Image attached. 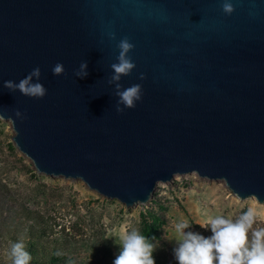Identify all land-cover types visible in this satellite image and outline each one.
<instances>
[{"label":"water","instance_id":"1","mask_svg":"<svg viewBox=\"0 0 264 264\" xmlns=\"http://www.w3.org/2000/svg\"><path fill=\"white\" fill-rule=\"evenodd\" d=\"M36 67L42 99L5 87ZM0 118L37 171L127 207L190 173L264 203V0H0Z\"/></svg>","mask_w":264,"mask_h":264},{"label":"rangeland","instance_id":"2","mask_svg":"<svg viewBox=\"0 0 264 264\" xmlns=\"http://www.w3.org/2000/svg\"><path fill=\"white\" fill-rule=\"evenodd\" d=\"M13 135L11 122L0 118V254L7 262L11 261L13 236L27 241L28 210L43 215L61 242L73 238L68 246H61L70 264H113L123 234L132 228L140 230L142 213L161 212L160 205L167 207L164 237L172 256L178 240L175 225L180 221L210 235L198 224H206L217 214L235 219L251 208L258 216L254 227L264 226V203L254 196L239 198L226 189L223 180L201 178L196 173L176 175L171 182L158 183L153 194L157 202L127 207L90 189L81 179L49 177L37 171L29 157L20 154ZM101 242L110 246L109 251Z\"/></svg>","mask_w":264,"mask_h":264},{"label":"clouds","instance_id":"3","mask_svg":"<svg viewBox=\"0 0 264 264\" xmlns=\"http://www.w3.org/2000/svg\"><path fill=\"white\" fill-rule=\"evenodd\" d=\"M223 9L227 14L234 10L233 5L228 2H225ZM119 47V62L112 65L114 80H119L121 74L126 75L135 67L127 56L133 45L125 39L120 42ZM86 68V63L81 64L82 70ZM52 72L54 75H61L64 72L63 64L57 63ZM40 74V68L36 67L19 83L6 81L5 87L18 89L31 98L42 99L47 94V89L39 82H32L33 77L39 80ZM77 75H87V72L82 71ZM118 96L119 103L125 108H134L142 97L141 86L129 87L118 92ZM117 111L122 113L123 109L118 108ZM16 116L21 117V113L17 111ZM257 224V213L251 208L235 219L217 214L209 217L206 224H198L210 231V235L191 230L192 223L180 221L175 225L178 240L173 248L174 260L177 264H264V226L254 227ZM154 239L155 237L145 236L137 228L125 232L113 264H156L153 256L156 250V245L152 242ZM9 256L11 264H30L32 260L23 240L12 243Z\"/></svg>","mask_w":264,"mask_h":264},{"label":"trees","instance_id":"4","mask_svg":"<svg viewBox=\"0 0 264 264\" xmlns=\"http://www.w3.org/2000/svg\"><path fill=\"white\" fill-rule=\"evenodd\" d=\"M151 201L155 203L157 199H151ZM160 208L163 211L156 212L152 209L142 213L140 231L145 236L155 237L152 242L156 245V250L153 253L156 264H177L172 256V249L168 246L164 237V226L167 223L164 211L167 210V207L160 205ZM26 219L31 222L24 231V237L27 239L25 243L26 250L32 256L30 264H70V258L61 246L63 244L68 246L73 238L71 237L70 240L64 239V242H61L55 236L53 229L46 222L43 215L36 211L28 210ZM13 239L11 245L21 238L13 236ZM99 244L104 245L105 251H109L110 246L104 244V242ZM0 264H11V261L7 262L6 258L0 254Z\"/></svg>","mask_w":264,"mask_h":264}]
</instances>
